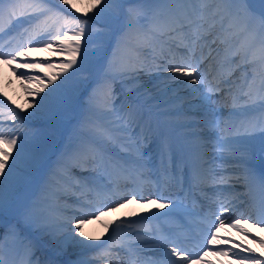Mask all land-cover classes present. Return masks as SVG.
I'll use <instances>...</instances> for the list:
<instances>
[{
	"label": "snow or ice",
	"instance_id": "snow-or-ice-1",
	"mask_svg": "<svg viewBox=\"0 0 264 264\" xmlns=\"http://www.w3.org/2000/svg\"><path fill=\"white\" fill-rule=\"evenodd\" d=\"M3 2L4 0H0V3ZM55 2L59 5H67V11L71 13L74 10L77 15H66L65 10L49 7L51 0H32L31 3L25 4L19 15L33 26L32 31L28 33L25 44L9 52H4L0 48V60L14 65L19 58L28 56L32 51H44L52 56L65 58L61 62L60 74H67L74 68L75 71L71 76L65 75L64 79L47 95L41 96L37 101L38 107L35 111L29 112L27 117H21L6 101L0 100V117L5 115L4 107H8L7 118L12 122L23 121L39 114L54 117L61 95L67 89L69 81L85 70L93 59L102 57L105 47L113 38H116L113 59H110L107 64L108 71L104 81L106 105L103 109L106 116H115L116 119L109 120L110 127L97 126L89 121V138L76 145H70L61 154L56 162L59 171H54L53 175L67 173V179L71 183L65 186V190L69 187L84 189L88 186L89 178L76 177L73 170L95 173L97 169L106 171L110 163L120 164L118 160H112L108 154L109 148L114 143H119L122 150L131 157L130 160H125L124 164H120L122 169L127 172L129 171L127 165H131V173L135 177H145V168L152 163V156L145 153L143 149L156 143L160 167L156 169L154 175L158 183L162 176L165 183L180 186L182 183L180 173L189 168V161H191L195 169L192 180L198 184L200 169L206 168L209 164V161L205 159L208 153L203 149L210 147L222 164L234 162L232 171L235 174L216 175L215 170L209 173L208 178L213 185L226 187L220 190L218 200L214 201L218 207L211 213L212 219L208 224L209 231L205 247L220 245L221 238L218 234L225 227H231L256 239L243 226L252 219V216L240 213L234 219H228L224 213L232 212L235 215L236 204L242 202L241 196L244 193L236 192L237 184L242 185L247 191L251 182L258 180L264 188V171L258 173L255 166L257 153L264 156V74L261 75L259 86L255 85V78H252L248 80L246 87H241L234 93L230 82L231 72L224 77L212 75V79L209 80L208 74L213 71L211 65H209L208 73L201 71V65L211 55L210 43H216L219 39L215 37L211 42L207 39L211 34V28H214L217 22L226 32L236 28L253 37L258 35L261 41V59L264 60V11L257 15L252 10L251 0H156L155 7L146 6L144 0H140V3L128 7L126 11L127 0H92L91 6L83 15L89 16L91 13L90 19L102 24L101 28L93 30L89 20L81 19L78 15L79 9L71 0H55ZM9 3H12V0H9ZM260 3L261 8L264 9V0H260ZM209 8L212 9V23L205 27ZM3 12L4 10L0 8V15H3ZM16 15L15 8L8 9L9 18ZM122 15L123 21H121ZM41 17L43 20L40 19ZM225 20L228 21L227 25L224 24ZM25 32L28 30L25 29ZM220 42L225 43V40L220 39ZM32 43L42 44L43 47H28ZM93 44L95 47L90 48L89 45ZM198 45L201 48L200 56L196 55ZM205 46L210 49L208 55L203 54ZM180 50L183 51L177 58ZM125 52H127V59L123 60L121 57L125 55ZM146 52L147 55H145ZM149 56L151 61L148 59ZM158 59L165 61L166 66L163 71L170 72L172 75L163 78V83L154 84L150 88L141 80V76L151 75L153 66L159 69L160 66L156 64ZM77 64L80 67H76ZM40 66L38 63L25 61L14 67L13 71ZM47 66L52 67V64L49 62ZM20 75L29 80L35 79L37 83L43 85L39 89H29L30 93L35 91V94L39 95L43 88L48 86L38 77L29 76L27 72H21ZM58 78L57 75L48 77V84H55ZM116 80H120L127 91L133 93V99L122 102L118 108L115 107V89L112 86V82ZM197 84L203 87H194ZM183 93L194 96L200 108L189 107L188 112H184L185 104L190 102ZM220 93L231 98V114L238 118L235 122L223 119L217 121L215 118L191 120L187 123L154 122L153 120V116L188 115L193 111L199 113L201 108L213 110V97ZM92 99L93 97L90 96L89 103ZM162 108L164 111L161 112ZM209 115L214 117V110L209 112ZM196 126H203L212 133L216 143H198L197 138H208L203 137L201 133L183 131L184 128ZM157 131H159L158 136H156ZM20 139L15 133L5 136V133L0 130V264H96L95 258H89L84 249L103 247L87 243V241H98L101 238L86 236L82 230L85 224L94 219H100L101 216L107 215L108 211H115L116 208L123 207L129 202L141 204L146 212L151 211L147 205H152L158 210L170 206L176 207V202L164 196L146 199L140 192H132L130 196H123L112 205H104V210L97 208L87 212L82 208L81 215L75 218L76 222L71 226V234L63 230L62 224L54 227L48 217L35 210V206L22 205L15 208L12 219L5 222L8 206L4 189L10 183L18 165L23 161L26 148V144L21 143L12 165L9 166V158L13 154V149H17ZM256 140H259L258 148L255 144ZM85 156L88 159H84ZM86 163L94 166L85 167ZM223 171L228 172V169L225 168ZM138 195L139 199H137ZM105 196L104 192L96 193L97 199L102 200ZM168 215H171V212H155L151 217H144V219L159 220ZM258 225H264V218L258 219ZM105 227L107 228L108 225L106 224ZM128 227L132 228V225L129 224ZM32 229L41 234L40 239H34L25 234L26 230ZM261 230L264 231V227ZM142 234H146L144 239L153 249H159L162 252V258L151 260L150 264H202V262L211 264L210 261H204L208 251H203L202 255L197 254L195 257L191 254L185 255L187 249L176 242L170 232L159 227L156 229L148 227L143 230V233L133 229L132 234L115 247L132 252ZM7 241L16 242L26 259L6 262L3 253ZM230 242L232 241L229 239L224 241L225 244ZM259 243L264 247V238L259 239ZM41 244L44 248L42 259L36 257L38 246ZM170 244L174 246L169 251ZM241 247L242 245L236 243L235 248L227 250L220 248L215 254L228 256L231 252L233 256L239 258L240 264H264L262 259L264 253L257 256L253 249L244 248L243 251L249 254L243 255L236 250Z\"/></svg>",
	"mask_w": 264,
	"mask_h": 264
},
{
	"label": "bare ground",
	"instance_id": "bare-ground-1",
	"mask_svg": "<svg viewBox=\"0 0 264 264\" xmlns=\"http://www.w3.org/2000/svg\"><path fill=\"white\" fill-rule=\"evenodd\" d=\"M32 0H17V5H25L27 3H31ZM71 2L73 4L76 5V7L79 9V14L81 19H87L89 20L92 29L95 30V28H93V25L95 23V21L91 20V13L89 14V16H84L83 14L87 11V9L91 6L92 0H71ZM137 5V1L136 0H127V3L125 4V11L128 7H133ZM49 7L52 8H57V9H62L65 10V14H71V15H77V13L74 12V10L69 13L67 11L68 6L67 5H59L55 2V0H51V3H49L48 5ZM156 4H154L152 7H155ZM167 10V9H165ZM212 9L209 8L207 10V14L206 17L211 15ZM41 20H43V17L40 18ZM124 17L123 15L121 16V21H123ZM227 21V20H225ZM228 24V21H227ZM209 24H207L208 26ZM206 26V27H207ZM32 25L28 26V33L32 31ZM222 30V31H220ZM212 33V36H208L211 37L212 39L215 37H219V39L216 40V43L213 44V48H217L218 44H222L220 42V39L223 40H227V38H229L230 36L232 37L233 33L239 32L236 28H233L232 30H230L229 32H225L222 28L221 29H217L216 27L211 28L210 30ZM221 34V35H220ZM230 37V38H231ZM250 36H243V38H247ZM242 38V36H241ZM240 38V41H241ZM39 39V37H38ZM87 40V37L85 38ZM114 39L111 41V43L109 45H107L105 47L104 53L106 51L107 48L111 47V52L108 53V55H103L100 60H98V58L93 59L89 65L86 66L85 70H82L81 72L83 74L78 73L76 77L73 78V80L69 81V85L67 86V89L65 91H63L62 93V100L63 101H59L58 106L60 105V107H57L56 109V113L54 115V117L50 118L48 115H46V121L44 122V124L39 125L38 127H36L37 125H33V124H29L27 123V119L21 121V120H17L16 123L13 124H9L7 122H4V117L0 118V130H2L5 133V136H9L12 133H15L18 137H20L21 139L18 140V146L21 145V143H25L26 144V148L24 151V159L21 163L22 167L27 169L28 171L31 172H35L38 171V173H36V175L33 177V181L30 184V187L25 191L24 193V197L25 195H27L29 193V191L32 189V187L34 186L35 183H39L40 180V176L50 168L51 164L54 162L55 159H57L58 156H61L62 153L64 152H60L58 151L57 153L53 154H49L50 151L52 150V145L47 146L48 143L54 142L59 135V130L61 128H64L65 130H68L69 127H71L72 125L76 124V118L73 120H67V121H55L53 120L55 117L58 116V112L61 111V109L65 106L67 107V115H71L74 116L73 112L71 109H69V106L71 105V103H80L79 108L77 113L78 114H82L83 112L92 114V111L98 110V109H104L105 105H106V97H105V86H104V81L103 78L102 82H100V84L98 85H93V86H88L87 80L89 81L90 76H91V72L95 71L98 75H100L102 73V68L104 67V65H106V63L110 60L113 59V47H115L114 44H116V42H114ZM234 39V38H233ZM238 41V42H240ZM32 45L31 48H35L34 45H38L40 48L43 47L42 44H37V43H32L30 44ZM95 46V44L93 45H89L90 48H93ZM223 46V48L227 47V45H221ZM251 46H255L256 48H252L251 50H249L248 52L244 51L245 48H247L246 46L244 47V45H232L231 49L232 50H238V55L236 56L233 65L231 64V67L234 66V64H237L239 61L243 60V59H254L255 54H257V52H260V47L261 45H251ZM205 48V47H204ZM230 49V50H231ZM240 49V51H239ZM229 52V51H228ZM228 52L225 53H220L217 56V59L220 58L221 56L227 54ZM246 52V53H245ZM103 53V54H104ZM110 54V55H109ZM241 54V55H240ZM32 57L28 58V59H18V61L20 62H35L40 64V67L34 68V69H23L21 68L19 71H13V68L17 66V64L15 65H9L7 63H5L3 60H0V95L4 96L5 99L8 100V102L14 103L15 106H11V108H14L16 110L17 113H19V115L21 117H24L25 115H28L29 112H33L36 110V108L38 107L37 101L40 100V97H35L33 93H35V91L33 92H29V89H39L41 87H43L42 84L37 83L35 79L33 80H29L24 76H21L20 73L21 72H27L29 76L32 77H38L41 81H43V84H47L48 86L46 88H43V91L40 92V94H42L43 96L47 95L52 88H54L56 86V84L59 83H55V84H48V77L52 76V75H57L59 78L57 80H59L61 82V80L64 79L65 75L71 76L72 72L75 71L74 69L69 70V72L67 74H60V66H61V62L63 59H65L64 57H58V56H52L50 55L48 52H44V51H34L32 53ZM82 59V57H81ZM124 60L127 59V57H123ZM215 60L211 61V64L214 62ZM52 64V67H48V63ZM158 64V63H156ZM159 68H162V72L161 73H170V72H166L163 71V68L166 66V64L164 65H159ZM76 67H80L79 64H77ZM247 67V65H246ZM255 67V66H254ZM252 69V68H251ZM204 70H206V67H203L201 69L202 72H204ZM238 70V69H236ZM157 71L156 67L153 66L152 67V74L151 75H142L141 76V80L146 84V86L148 87H152L154 84H158L161 80H160V76L158 75H154L155 72ZM90 74V76H88ZM166 75V74H163ZM105 77V76H103ZM168 77V76H167ZM89 78V79H88ZM82 81V83H81ZM153 81V82H152ZM152 82V84L150 83ZM162 82V81H161ZM258 83V81L256 82V84ZM199 85V84H197ZM197 85H194L197 86ZM112 86L115 89V97L117 96V94H124V96L126 97L124 100L121 98V103L125 102V101H131V99L123 92V89L120 88V85H118L117 81L112 82ZM88 91V93H86ZM155 91V89H154ZM93 95H100L101 98L97 99L95 98ZM93 97L92 102L89 103V97ZM187 97V100H190V104H188L189 107L193 108V109H197L200 108L199 102L196 98H192L190 96H187V94L185 95ZM88 102V103H87ZM29 105H32V107H29ZM121 104L118 103V101H115V107H119ZM19 106V107H17ZM8 109V107H7ZM202 109V108H201ZM200 109V110H201ZM196 114H198L197 112H195ZM41 114L35 116V117H39ZM69 122H71L69 124ZM84 128H87L88 130H90V126H86V125H82ZM35 130V132H34ZM39 138V141H38ZM259 141V140H258ZM39 146L40 148L38 150H36L35 148ZM35 147V148H34ZM44 149V150H43ZM45 150L47 153H45ZM13 155V154H12ZM14 156H16V153L14 154ZM85 159V157H84ZM9 165H12V162L9 160ZM88 167H91L90 164H85ZM90 165V166H89ZM19 165L16 169V171L13 173L12 176V181L14 183L13 187L11 189H7L5 187L4 189V195H5V199H6V205L9 208V202H10V198L14 196L13 192L14 189H16L17 186H21L23 185V183L25 181H28L30 178H28V173L26 174L23 170L19 169ZM5 172L7 173V169L5 170ZM68 192H65L64 196H67L69 194H67ZM69 198V197H68ZM149 196H146V199H149ZM63 206L64 209L63 211L59 214V218L63 219V220H67V221H71V222H76L75 218L76 216V211L72 212L70 211L71 207H69V211L67 210L69 205H72V207H76L77 205H79L77 202H74V198H71V200H63ZM74 202V203H73ZM15 207V206H14ZM147 208L151 209V211H157L158 209H154L152 205H147ZM35 210L40 213L42 211L41 207H35ZM150 211V212H151ZM124 212H128V216H130L132 213H139V212H146L145 208L141 205V204H137L136 205H130V204H125L123 207H119L116 208L115 211H108L107 215L101 216L100 219H94L92 220L90 223L85 224L83 227V231L86 234V236L88 237H100L102 240L104 237H106L107 235V228L105 227V225L107 224L108 227L111 225V223L113 224H118L117 222L122 221L120 219L121 214ZM41 214V213H40ZM139 215V214H137ZM115 222V223H114ZM63 230L65 232H67L68 234H71V227H66L63 228ZM103 236V237H102ZM98 240V241H100ZM98 241H87L88 244H97ZM250 246H253L254 248H259L258 250L262 249L260 247V245L257 244H250ZM256 250V249H255ZM86 255L91 254V248H85L84 249ZM243 255H248L249 253H244L242 252ZM24 254V253H23ZM255 254L257 256H259L258 251H255ZM104 256H107L106 254H104ZM98 264H104V263H98Z\"/></svg>",
	"mask_w": 264,
	"mask_h": 264
},
{
	"label": "rangeland",
	"instance_id": "rangeland-1",
	"mask_svg": "<svg viewBox=\"0 0 264 264\" xmlns=\"http://www.w3.org/2000/svg\"><path fill=\"white\" fill-rule=\"evenodd\" d=\"M252 1L255 2L254 0H252ZM101 25H102V24H101ZM40 95H41V94H40ZM38 141H39V138H38ZM49 145H52V144H49V143H48L47 146H49ZM34 148H35V147H34ZM39 148H40V147L37 146L35 149L38 150ZM43 150H44V149H43ZM20 165H22V163H21ZM9 166H10V165H9ZM19 169H20V168H18V170H19Z\"/></svg>",
	"mask_w": 264,
	"mask_h": 264
}]
</instances>
